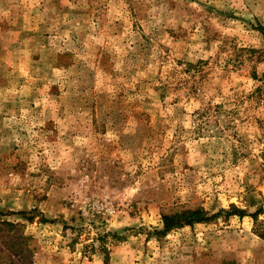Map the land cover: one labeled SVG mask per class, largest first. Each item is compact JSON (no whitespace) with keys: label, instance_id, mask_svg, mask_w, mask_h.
Wrapping results in <instances>:
<instances>
[{"label":"rangeland","instance_id":"rangeland-1","mask_svg":"<svg viewBox=\"0 0 264 264\" xmlns=\"http://www.w3.org/2000/svg\"><path fill=\"white\" fill-rule=\"evenodd\" d=\"M262 27L264 0H0V264H264V212L228 214L264 208Z\"/></svg>","mask_w":264,"mask_h":264},{"label":"trees","instance_id":"trees-1","mask_svg":"<svg viewBox=\"0 0 264 264\" xmlns=\"http://www.w3.org/2000/svg\"><path fill=\"white\" fill-rule=\"evenodd\" d=\"M261 29L264 30V27ZM264 212V208L261 207L255 212L249 213L246 209L240 208L236 205H232V210L228 212L229 215L237 214L240 217H244L245 215H251L255 222L258 223V214ZM23 213V212H21ZM213 215L209 213V211L204 206H197L193 208H183L180 210H176L174 212L170 213H163L162 214V223L163 227L158 232L161 234H166L167 232L171 231L174 228L182 227L185 225H193L195 223L209 221ZM30 218V216H29ZM8 225H10V228L16 227V223H13L11 221H6ZM261 235L264 237V230H257L255 229ZM107 260L105 261V263Z\"/></svg>","mask_w":264,"mask_h":264}]
</instances>
